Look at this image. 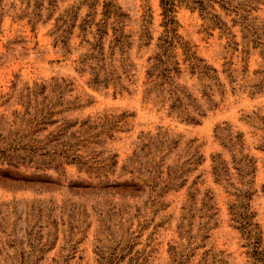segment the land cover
<instances>
[{"label":"rangeland","instance_id":"obj_1","mask_svg":"<svg viewBox=\"0 0 264 264\" xmlns=\"http://www.w3.org/2000/svg\"><path fill=\"white\" fill-rule=\"evenodd\" d=\"M172 16L0 0V264H264V0Z\"/></svg>","mask_w":264,"mask_h":264},{"label":"trees","instance_id":"obj_2","mask_svg":"<svg viewBox=\"0 0 264 264\" xmlns=\"http://www.w3.org/2000/svg\"><path fill=\"white\" fill-rule=\"evenodd\" d=\"M176 1H179L181 3L184 2L187 4L195 3L199 6H201L203 2V0H160L166 26H171L175 23L172 13L174 12ZM111 6H113L111 2L105 4L106 8H110ZM167 32L169 34L173 33L172 29H170ZM175 36L178 40L181 41V38L179 36L177 35ZM172 45H173L172 41L168 40V38L164 39L163 46L160 47V49H162V54H158L153 58V63L150 65V68L147 71L146 75L148 77V82L153 89L157 88L160 91V93L166 92L167 95L174 100L172 104V107L174 108L175 107L174 104L176 103L182 104V99L176 97V94L172 88L173 87L172 73H180L181 67L179 61L177 60V57L174 54L173 55L167 54L168 49ZM180 45L182 46L184 52H186L187 54L189 50L187 49L186 44L184 42L183 43L181 42ZM188 57L190 60H192L191 69L194 71L197 70L198 73L205 74L206 72L205 69L207 70L208 66L206 65L200 66L197 63H195V62L202 63L204 62V60L197 59L193 55H188ZM170 65L173 66L170 67ZM165 87H169V88L165 90ZM185 120L186 122L197 124V120L194 116L188 115L186 116ZM213 171H214V175L218 179L222 177L224 174V170L222 168H217L216 166L213 167Z\"/></svg>","mask_w":264,"mask_h":264}]
</instances>
